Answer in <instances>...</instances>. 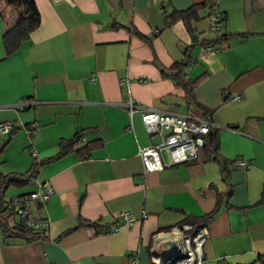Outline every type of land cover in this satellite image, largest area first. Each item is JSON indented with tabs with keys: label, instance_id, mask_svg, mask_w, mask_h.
Wrapping results in <instances>:
<instances>
[{
	"label": "crops",
	"instance_id": "obj_1",
	"mask_svg": "<svg viewBox=\"0 0 264 264\" xmlns=\"http://www.w3.org/2000/svg\"><path fill=\"white\" fill-rule=\"evenodd\" d=\"M34 2L39 23L6 54L2 35L24 7L0 0V121L17 123L0 134V172L27 170L33 155L55 154L60 138L79 129V145L90 150L41 164L27 184L8 186L7 200L42 181L53 192L30 204L49 220L46 238L5 242L0 231V264H127L132 254L154 264L158 231L213 209L204 264H264V0ZM191 7L190 30L180 16L167 23L172 11ZM213 12L222 15L218 33L210 29ZM221 34L227 38L212 42ZM185 58L190 93L161 71ZM129 95L143 107L209 118L218 160L205 134L194 159L145 171L138 148L161 137L146 131L138 110L130 123L119 105ZM31 123L37 127L26 133ZM238 157L249 162L245 170L234 166ZM121 210L135 219L112 233L107 225Z\"/></svg>",
	"mask_w": 264,
	"mask_h": 264
},
{
	"label": "built area",
	"instance_id": "obj_2",
	"mask_svg": "<svg viewBox=\"0 0 264 264\" xmlns=\"http://www.w3.org/2000/svg\"><path fill=\"white\" fill-rule=\"evenodd\" d=\"M222 26V15L213 12L210 15V29L218 33ZM156 32V30L154 31ZM209 47L202 46L206 52ZM121 82H128L127 78H121ZM241 95L236 94L233 100H238ZM119 105L125 110L131 123L134 112L137 110L140 119L149 134H155L160 141L138 148L145 171L160 170L164 166H171L190 161L197 156L201 145L202 135H205L213 126L209 118L193 116L175 111H167L152 107H143L135 102L129 95ZM25 103H17L15 107L22 109ZM17 126L16 121H0V134H8ZM26 133H32L37 127L36 123L23 125ZM130 128V124L127 126ZM166 134L162 137V132ZM34 154V151H33ZM235 167L245 170L249 162L241 158L233 159ZM53 188L48 181L38 183V188L29 192L22 198V204L15 205L7 210V213L20 219L22 223L34 230H46L49 226L47 217L36 214L30 207L31 203L43 204L52 194ZM143 213L142 216H145ZM135 217L127 210L118 213L116 221L107 225L110 232L119 231L124 225L131 223ZM206 225L194 229L190 222L176 223L164 231H158L150 246V256L154 264H204L202 245L208 236ZM174 244V246L171 245ZM264 259V256H263ZM127 264H141L137 255L132 254Z\"/></svg>",
	"mask_w": 264,
	"mask_h": 264
},
{
	"label": "trees",
	"instance_id": "obj_3",
	"mask_svg": "<svg viewBox=\"0 0 264 264\" xmlns=\"http://www.w3.org/2000/svg\"><path fill=\"white\" fill-rule=\"evenodd\" d=\"M17 1H20L23 4L24 10L19 16V18L15 21V23L7 30H5L2 35L3 46L6 54L12 53L17 50L21 42L28 39L31 30L39 23V11L36 7L34 0ZM191 10L192 7L187 10L172 11L170 14L167 15V23L173 21L174 16H180L184 20L187 29L190 30L188 17L192 13L190 12ZM243 34L244 33H237L235 35ZM232 35L233 34H229L227 36L229 37ZM223 37H225V35L221 34L217 36V38L212 42H220ZM187 62L188 61L185 58L177 63H174L168 69H161V71L163 72V74L168 75L170 78L175 80L176 83L184 86L186 91L190 93L189 90L192 84H190L191 81L189 80L186 73ZM212 128L213 127H210L205 135V147L207 148V152H209V156L218 160V141L215 130ZM82 132L83 130L79 129L74 133L73 136L69 138H60V140L58 141V150L55 154L51 156L38 159L36 156L33 155L31 166L25 171H9L5 173L0 172V231L2 232L5 242H13L19 240L31 242L36 239L46 238L45 230L31 229L25 226L20 219H17L15 216H12L11 214L7 213V210L9 208L14 207L15 205L22 204V198L26 196L29 192L26 194L17 195L15 198L7 200L5 199V191L10 185L20 186L27 184L33 177L36 176L38 167L41 164L49 163L69 152H76L81 157H86L87 155H89V146L87 144L79 145L82 138ZM1 151L2 147L0 146V152ZM259 202H264L263 196ZM216 211L217 209H213L211 212L192 220V223L195 225L194 229L196 230L203 225H207L213 219ZM88 224L90 226H94L95 228L99 227L96 222L91 221L88 222Z\"/></svg>",
	"mask_w": 264,
	"mask_h": 264
},
{
	"label": "rangeland",
	"instance_id": "obj_4",
	"mask_svg": "<svg viewBox=\"0 0 264 264\" xmlns=\"http://www.w3.org/2000/svg\"><path fill=\"white\" fill-rule=\"evenodd\" d=\"M12 187H15L14 185ZM19 187H22V186H19ZM12 219V218H11Z\"/></svg>",
	"mask_w": 264,
	"mask_h": 264
},
{
	"label": "water",
	"instance_id": "obj_5",
	"mask_svg": "<svg viewBox=\"0 0 264 264\" xmlns=\"http://www.w3.org/2000/svg\"><path fill=\"white\" fill-rule=\"evenodd\" d=\"M171 245H172V246H174V244H173V243H171Z\"/></svg>",
	"mask_w": 264,
	"mask_h": 264
}]
</instances>
